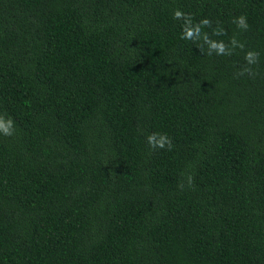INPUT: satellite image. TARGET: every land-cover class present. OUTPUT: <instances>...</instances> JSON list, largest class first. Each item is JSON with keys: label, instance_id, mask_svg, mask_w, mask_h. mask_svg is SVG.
<instances>
[{"label": "trees", "instance_id": "16d2710c", "mask_svg": "<svg viewBox=\"0 0 264 264\" xmlns=\"http://www.w3.org/2000/svg\"><path fill=\"white\" fill-rule=\"evenodd\" d=\"M0 114V264H264V0H0Z\"/></svg>", "mask_w": 264, "mask_h": 264}, {"label": "clouds", "instance_id": "9594fccd", "mask_svg": "<svg viewBox=\"0 0 264 264\" xmlns=\"http://www.w3.org/2000/svg\"><path fill=\"white\" fill-rule=\"evenodd\" d=\"M173 19L182 20V34L181 39L191 41L197 48L204 52L207 49V55L212 56H232L237 50L244 52L245 43L237 39L236 36L230 38L226 43L223 40L213 39V36H222L226 33L222 28H216L212 30L211 35L205 31V29L212 28V22L207 19H201L200 21L193 23V17L190 14H186L177 9L173 13ZM236 25L237 29L241 31H247L249 24L247 17L241 15L236 17L232 21ZM260 53L254 50H248L244 52V66L235 74L236 78L247 76L254 79L259 73L255 70V66L259 64ZM16 133L15 122L11 117L5 118L4 114H0V136L12 137ZM148 146L153 149H166L172 150L173 144L171 138L166 133H151L146 137ZM188 185L193 183V177L189 175L187 177ZM184 183L181 181L178 187L183 190Z\"/></svg>", "mask_w": 264, "mask_h": 264}]
</instances>
